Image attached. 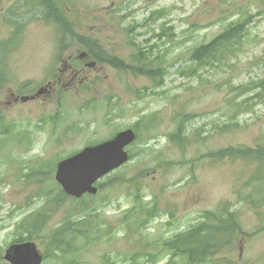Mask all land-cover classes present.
<instances>
[{"label": "rangeland", "instance_id": "obj_1", "mask_svg": "<svg viewBox=\"0 0 264 264\" xmlns=\"http://www.w3.org/2000/svg\"><path fill=\"white\" fill-rule=\"evenodd\" d=\"M19 1L0 0V19L7 8L16 6ZM86 2L87 10L93 11L95 15L82 18L83 24L86 28L93 29L94 36L100 40L99 42L106 51L119 58L124 53H130L127 47L128 36L125 34V30L119 29L117 15L112 14L120 3H130L133 9L136 7L155 9L162 6L172 8L169 22L174 27L177 37L174 41L161 47V49L167 50V58L171 64L168 68L169 74L166 77L165 85L159 90H166V93L153 97L152 94L144 95L143 99L139 100L134 93L152 87L151 81L147 77L131 74L122 77L116 69L93 60L90 62L95 63V68L90 69L89 73L74 80L61 78L57 90H53L51 94L43 92L35 100L27 102L26 105L18 104L8 108L6 102L9 97L8 91L5 89L0 97L4 113L11 122L18 125L17 129L26 131V135L34 147L26 151L25 155L18 154L21 147H10L13 144L4 145L0 149V155L3 158L0 161V219L1 224L5 227L0 233V244L3 246L10 243L13 239V224L43 203L32 198L31 195H35L38 189L32 188L30 183L38 178L42 180L40 190H54L48 180L46 181L42 176L34 177L19 161L37 158L43 154L46 157H54L57 161L82 148L85 136L91 134L93 135L92 139L100 137L101 134L102 139L110 137L114 128V125L107 120L109 113H113V109L108 104L110 101L116 102L118 109H121L120 107L128 109L131 104L142 107L149 113L146 122L150 125L154 123V130L150 134L146 133L135 147H131L135 157H138L127 163L116 174L118 177L130 178L145 168L148 170L147 178L138 181L141 190H126L125 187L122 190L107 189L97 197V201L103 207H107L108 223L115 224L119 217L132 207L133 197L131 194H140L145 199L136 200V209L138 205L153 207L157 204L162 212V215L151 225L149 233L155 241L167 238L169 230L186 229L188 226L194 225L195 221L209 220L211 218L209 210H216L217 207L225 204L238 210L239 213L235 217L241 220L248 233L255 232L258 216L248 209L247 205H252L264 217V199H262L261 192L251 193L249 185L256 183L261 186L264 184V180L248 173L246 159L232 161L230 157L223 156L219 158V161L212 163L217 157L203 160H200V157L212 154L224 155L226 148L230 146L238 149L246 148V144L254 136L264 140V106H260L255 114L244 112L235 119L237 124L250 125L252 129H246L234 135L201 128L202 136L207 137L204 140H195L194 143H190L183 152L168 146L163 135L170 131L173 132L174 121L186 113L192 112L201 115L204 120H210L213 113L219 121L221 116L226 120L231 115L232 109V103H228L227 98V94L231 90L228 86L229 82L234 85H244L250 75L248 69L255 64L262 65L258 70L257 78H264V14L257 24L249 27L248 36L254 41V44H244L242 52L238 54L236 60L231 61L230 67L222 66L214 71L208 69L203 73V78L200 81L179 76L180 73H187L183 69L190 63L188 59L190 49L214 40L215 37L227 30L225 26L228 22L235 21L240 15L247 14L249 8L251 12L264 11V0H86ZM67 5L71 6L72 4L67 2ZM34 6L35 3L28 5L27 11L30 14L38 12ZM145 16L146 13L140 11L136 14V19L141 21ZM143 25L147 24L143 23ZM150 29H153V24L150 25ZM25 32L21 54H24L22 57L23 66L13 62L11 71L15 81H12L11 85L18 89L23 87L21 88L22 94L35 95L46 84L45 80L49 74L46 67L54 63L55 51L51 41L54 30L50 25L35 22L30 24ZM89 32L91 31L89 30ZM4 33V28L0 26V37ZM137 38L143 44L153 45L155 43L151 39V34L147 32V27H143L137 34ZM78 49L77 46L63 49L61 59L75 57L79 52ZM159 53L165 55V52ZM38 58L44 61L43 69ZM24 68L26 77L23 76ZM226 78L229 80L226 81ZM26 81L28 83L24 84L23 82ZM62 103L66 107L65 113L73 116L72 118L68 117L70 124H73L77 117L88 115V119L79 120L81 126L87 128L82 130L81 135L84 136H77L73 142L71 141L75 133H71L70 139L64 143V137L69 131L68 127L53 130L51 124V116ZM140 107L137 109L142 111ZM134 114L135 111L132 113L122 111L121 125L131 123L134 120ZM40 118H44L46 124L42 128H34L35 124L32 119L39 120ZM257 118L261 119V122H258ZM186 126L188 129H192L190 122H186ZM88 129L93 132L90 133L91 131L89 132ZM208 133L210 134L207 135ZM57 141L60 144H57L56 148H50L51 144L57 143ZM9 142H14V139ZM142 149L149 155L139 156ZM158 155H161L165 160L179 161V164L188 166L186 168L180 165L170 167L165 162L161 165L156 159ZM47 165L40 164L46 175H48ZM189 167L196 170L195 177L190 181L186 178ZM23 175L30 183L22 186L15 181L21 179ZM54 175L55 171L52 178ZM240 177L243 178L239 180ZM253 190L258 189L253 188ZM248 194L252 200L247 198ZM168 215H173L175 220H170ZM63 216V209L53 215L51 227H54ZM255 236L248 238L247 242L239 241L237 246H233L230 254L234 258L240 256L245 264H251L252 259L262 253V258H256L253 264H264V233ZM118 238L120 236H117ZM128 248L129 245L125 241H116L107 247L99 245L92 249L94 253L88 255L86 261L88 264H100L101 261L98 260V257L103 252L124 251ZM162 262L168 263L166 260H162Z\"/></svg>", "mask_w": 264, "mask_h": 264}, {"label": "bare ground", "instance_id": "obj_2", "mask_svg": "<svg viewBox=\"0 0 264 264\" xmlns=\"http://www.w3.org/2000/svg\"><path fill=\"white\" fill-rule=\"evenodd\" d=\"M67 2L72 5L68 6ZM31 3H35L34 8L38 11L35 14H30L27 11V7ZM140 11L146 13V16L138 21L136 14ZM171 12L172 8L165 6L155 9L139 7L133 9L130 3H120L112 14L117 15L116 20L120 25L119 29L125 30V34L128 36L127 47L130 53H124L119 58L106 51L99 42L100 40L94 36L93 29L86 28L83 24L82 18L95 15L93 11L87 10L86 0H20L16 6L7 8L2 19H0V26L5 30L4 35L0 37V97L6 89L9 97L6 102L8 108L18 104L26 105L27 102L35 100L43 92L44 94H51L53 90H57L61 78L74 80L89 73L90 69L95 68V63L90 62L91 60L109 65L121 73L122 77L128 74L147 77L151 81L152 87L134 93L137 99L141 100L144 95L149 94H152V97L161 96L166 93V90H159L165 85L166 77L169 74L168 68L171 65L167 58V50H163L161 47H164L170 41H174L177 37L174 27L169 22ZM263 14L264 11L262 10L251 12L249 8L247 14L240 15L235 21L228 22L225 26L227 30L215 37L214 40L208 44H201L190 49L188 56L190 63L183 69L187 73H180L179 76L200 81L203 78V73L207 72L208 69L214 71L222 66L230 67L232 65L231 61L236 60L238 54L242 52L244 44H254V41L248 36L249 27L257 24ZM35 22L50 25L54 30L51 37L55 51L54 63L46 67L49 74L43 89L35 95H25L21 91L23 87L18 89L11 85V82L15 81L11 69L13 62L18 65L22 64L24 54H21L26 36L25 31L30 24ZM143 23L147 25L144 26ZM151 24H153L152 30L150 29ZM143 27H147V32L151 34V39L155 41L153 45L143 44L138 40L137 34ZM227 34L229 36H226ZM212 42L215 47L212 61L206 64L199 60L196 61L194 59L195 52ZM239 43L240 46L238 47L236 44ZM75 46L79 48V52L75 57L61 59L63 49H71ZM159 52H165V55H161ZM38 59H40L43 69L44 61L41 58ZM198 64L203 65V67L198 69L197 75H191V70L195 69ZM261 66V64H255L248 69L250 75L244 85H234L229 82L228 86L231 90L227 94V98L228 103H232V109L231 115L226 120L221 116L219 121L213 113L210 120H204L201 115L192 112L186 113L174 121L173 132L170 131L163 135L167 140V145L183 152L190 143H194L195 140H204L207 137L202 136L201 128L219 133L228 132L234 135L246 129H252L250 125L241 126L237 124L235 119L244 112L255 114L260 106H264V78H257ZM25 73L24 68V77H26ZM228 80L229 78H226V81ZM23 83L27 84L28 82ZM108 104L113 109V113H109L107 120L114 125L110 137L102 139L100 131L101 136L98 138L92 139L93 135L91 134L85 136L86 139L82 142V148L57 161L56 158L46 157L44 154L37 158L19 161L34 177L42 176L46 181L48 180L54 188V193L49 195V190H40L42 180L38 178L30 183L23 175L21 179L15 181L22 186L30 183L32 188L38 189L37 192L46 193V199L50 201L51 207L46 211H39L44 204L41 203L36 210L26 214L13 224V239L3 246L0 244V261L4 264H13L9 252L22 251L20 252L22 258L19 260V264H88L86 257L94 253L93 248L99 245L107 247L116 241H125L129 245L128 249L103 252L98 257V260L101 261L100 264H132L134 259L138 260L140 264H164L162 260H166L170 264H187L186 260L193 261L195 264H245L240 256L234 258L230 252L233 246L238 245L239 241L247 242L249 241L248 238L264 233V217L252 205L247 206L258 216L255 232L248 233L241 220L235 217L239 213L238 210L225 204L217 207L216 210H209L211 212L209 220L195 221L194 225H190L186 229L169 230L167 238L159 239L160 241H166V244L155 241L149 234L151 225L162 215L157 204L151 209L138 205L136 211V200H144L143 195L131 194L133 197L132 207L126 210L115 224L108 223L107 207H103L97 201V197L107 189L122 190L125 187L126 190H141L138 181L147 178L148 170L145 168L136 176L130 178L118 177L116 174L127 163L138 157H135L131 147H135L146 133L150 134L154 130V123L150 125L146 122L149 113L142 107L131 104L128 109L125 107L118 109L116 102L110 101ZM137 107H140L142 111L138 110ZM228 107L230 106L228 105ZM65 109V105L62 103L51 116L53 130L61 127L69 128L64 137V143L70 139L71 133H75L71 142L75 141L76 137L82 134V130L87 129L85 126H81L79 120L88 119L87 114L77 117L74 126V123L70 124L68 122V117L72 118L73 116L65 113ZM122 111H130L131 113L135 111L134 120L131 123L121 125ZM32 121L35 124L34 128H42L46 124L44 118L32 119ZM257 121L261 122V119L257 118ZM186 122L192 124V129L187 128ZM17 127L18 125L15 122H11L7 118L0 100V149L4 145L13 144L10 147H21L18 154L25 155V152L31 150L34 146L32 147L26 131L19 130ZM88 131L93 132L90 129ZM13 139L14 142H9ZM127 140H130L128 144L125 143ZM57 144H60V142H53L50 148H56ZM103 146L115 147L112 150L115 158H123L126 162L123 164L121 160H115L106 171H103L93 180L89 179L90 168H85L86 166L82 167V170L87 175H82L81 179L74 177L63 180L57 179L55 176L50 178L40 167V164H48L46 169L49 173L51 169L55 171L57 164L61 161L76 157L75 154L89 151L88 153L92 155L98 148ZM246 146L242 149L230 146L226 148L224 155L201 156L200 160L217 157L212 161L214 163L223 156L225 158L230 157L232 161L246 159L248 173L264 180V140L254 136ZM222 149H225V147H222ZM144 155L149 154L142 149L139 156ZM2 159L0 155V161ZM156 159L161 165L165 162L170 167L180 165L186 168L188 166L179 164V161L165 160L161 155H158ZM195 175L196 170L189 167L186 174L187 180L190 181ZM242 178L240 177L239 180ZM91 181L94 182L92 185L96 190L90 186L88 190L94 191L75 190L80 187L79 183L85 184ZM66 188L69 190H66ZM253 188L258 190H253ZM71 190H75L77 193L73 194ZM249 191L255 194L261 192L262 199H264V184L260 186L251 183ZM60 195L64 196L63 200H61ZM31 196L35 200H45L44 198L37 199L36 194ZM246 196L249 200H252L250 194ZM84 205L89 206V209H85ZM61 209L64 211V216L54 227H51L52 216ZM219 212H228L231 217H223L218 214ZM168 217L170 220H175L173 215H168ZM129 223H135L137 229L134 230L128 225ZM4 228L0 219V233ZM117 236H120V238L117 239ZM175 238H178L180 242ZM185 239L193 240L195 244H187L184 241ZM27 243L33 245L28 252L24 251L21 246ZM261 254L254 257L251 264L255 262L256 258H262Z\"/></svg>", "mask_w": 264, "mask_h": 264}, {"label": "water", "instance_id": "obj_3", "mask_svg": "<svg viewBox=\"0 0 264 264\" xmlns=\"http://www.w3.org/2000/svg\"><path fill=\"white\" fill-rule=\"evenodd\" d=\"M130 140H127L125 143L128 144ZM115 147H108L103 146L98 148L95 153L90 155L89 151H84L76 154V157L72 159H66L64 161H61L56 166V172H55V178L57 179H67V178H79L81 179L82 175H87L84 170H82V167L86 166L85 168H90V175L89 179L93 180L96 177H98L103 171H106L110 164L113 163L115 160H121L123 164L126 162L123 160V158H115L113 149ZM91 158V159H90ZM71 180V179H70ZM94 182L91 181L90 183H79V188L75 190H88L89 186L96 190L95 187H93ZM66 190H69L66 188ZM71 190V193L76 194L77 191ZM88 191H94V190H88ZM23 250L28 252L33 245L32 244H23L21 245ZM22 251H10V257L13 264H19V260L22 258L21 253Z\"/></svg>", "mask_w": 264, "mask_h": 264}, {"label": "trees", "instance_id": "obj_4", "mask_svg": "<svg viewBox=\"0 0 264 264\" xmlns=\"http://www.w3.org/2000/svg\"><path fill=\"white\" fill-rule=\"evenodd\" d=\"M226 36H229V34H227ZM236 45L239 47L240 43L236 44ZM214 49H215L214 43L212 42L210 45L202 47L200 50L196 51L194 54V59H196V61H198V60L201 61L203 64L210 63L212 61V55H214ZM202 67H203V65L198 64L195 69L191 70V75H197L198 69H200ZM53 172H54V169H51L48 173V176H50L52 178ZM53 193H54V190L48 191L49 195H52ZM36 197H37V199H41V198L45 199V200H40L44 204H43V207L41 208V210H39V211H46L51 207L50 201L46 199V197H47L46 193L37 192ZM60 198H61V200H63L64 196L60 195ZM83 207L85 209H89V206H87V205H84ZM146 208L151 209L152 207H146ZM136 211H137V209H136ZM218 214H220L223 217L230 218V214L228 212H219ZM128 225L131 226L134 230L137 229V225L135 223H129ZM175 239L178 242H180V240L178 238H175ZM156 241L159 243H162V244H166V241H160V240H156ZM184 241L190 245L195 244V242L193 240H190V239H185ZM153 252L156 253L155 251H153ZM132 261H133L132 264L140 263L138 260H135V259ZM186 261H187V264H195L193 261H190V260H186ZM165 264H170V262L165 263Z\"/></svg>", "mask_w": 264, "mask_h": 264}]
</instances>
